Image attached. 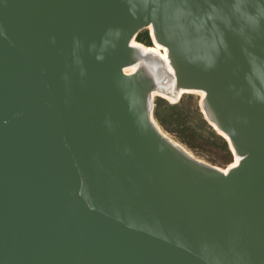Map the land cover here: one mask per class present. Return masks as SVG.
Instances as JSON below:
<instances>
[{
    "label": "water",
    "instance_id": "obj_1",
    "mask_svg": "<svg viewBox=\"0 0 264 264\" xmlns=\"http://www.w3.org/2000/svg\"><path fill=\"white\" fill-rule=\"evenodd\" d=\"M149 26L242 158L227 219L124 72ZM0 264H264V0H0Z\"/></svg>",
    "mask_w": 264,
    "mask_h": 264
},
{
    "label": "bare ground",
    "instance_id": "obj_2",
    "mask_svg": "<svg viewBox=\"0 0 264 264\" xmlns=\"http://www.w3.org/2000/svg\"><path fill=\"white\" fill-rule=\"evenodd\" d=\"M146 31L150 44L139 41L142 31ZM141 30L131 41L132 65L126 67L124 72L131 78L133 85L139 91L144 115L151 128L165 145L170 153L172 165L181 190L185 194L195 214L202 216H219L212 218H228L232 215L233 202L227 184L220 181V177L211 173L214 169L226 174L237 167L241 157L225 131L220 127L217 115H214L206 102V93L201 90L181 87L178 71L169 57L168 49L159 43L152 26ZM152 90L148 99L145 98L149 87ZM193 94L200 98L201 110L204 120L221 136L228 144L233 155V160L225 168L214 167L200 160L186 147L173 140L159 126L153 112V103L157 97H163L172 104H180L186 95ZM198 212V213H196Z\"/></svg>",
    "mask_w": 264,
    "mask_h": 264
},
{
    "label": "rangeland",
    "instance_id": "obj_3",
    "mask_svg": "<svg viewBox=\"0 0 264 264\" xmlns=\"http://www.w3.org/2000/svg\"><path fill=\"white\" fill-rule=\"evenodd\" d=\"M138 40L150 44L145 30ZM153 112L162 130L200 160L220 168L232 162L233 155L227 142L204 120L199 96L186 95L180 104L157 97Z\"/></svg>",
    "mask_w": 264,
    "mask_h": 264
}]
</instances>
